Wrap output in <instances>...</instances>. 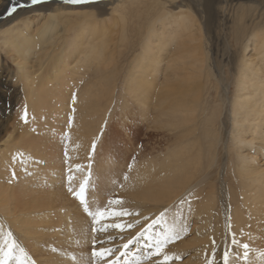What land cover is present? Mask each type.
I'll return each instance as SVG.
<instances>
[{"label":"bare ground","instance_id":"bare-ground-1","mask_svg":"<svg viewBox=\"0 0 264 264\" xmlns=\"http://www.w3.org/2000/svg\"><path fill=\"white\" fill-rule=\"evenodd\" d=\"M50 1L40 0L42 4H32L30 0H0V58H8L9 63L22 72L26 78L24 81L29 83L26 96L30 103L36 101L27 113L34 115V119L30 122L27 120V123L20 122L18 132L8 123L9 101H12L11 95L15 89L7 95L5 107L0 104V140L10 145L7 147L9 152L0 151V211L8 219V225H14L20 238L27 236L33 239L28 246L34 254L32 258L29 256L32 259L30 261L33 264H90L86 253L78 252L88 232L81 233L80 230L77 235L73 232V226L86 228L88 219L81 214L82 209L71 204L72 193L80 183L87 184L100 176L98 190L88 186L93 196L86 197L88 204L93 206L96 203L94 194L106 193L109 187L111 190L123 183L134 186L132 183L137 176L145 173L146 177L139 180L138 186L142 187L139 192L153 194L150 200L153 205L140 208H136L135 204L130 206L134 212L118 223L133 226L124 231L115 229V233H121L123 239H109L112 236L111 228L104 232L97 231L98 235L94 236V240L102 242L96 243V248L113 249L109 259L113 260L122 253L121 243L136 234L139 241L135 242V247L133 245L137 253L134 262L157 264L158 257L144 259L148 254L144 251V245L149 243L148 237H151V241L157 239L158 230H151L152 226L146 228L144 223L154 219V214L183 198L188 192L193 198L202 201L203 189L209 185L206 194L208 191L212 193L210 198L203 205H192L185 227L177 232L181 234L179 242L171 244L175 251L182 247L193 248L190 252L183 251L182 254H186L184 260L172 264H208L205 260H209L212 255H216V258L220 255L218 264H225V252L228 253V264H234L236 260L232 253L238 254L237 259L241 258L244 243L249 244L250 259L241 264H264V260L259 258L264 254V0ZM13 6H16V11L9 15ZM168 8L174 12H169ZM183 8L188 11L185 12ZM131 10L135 12L133 16ZM119 13L122 18L121 39L126 40L129 29L132 38L140 46V53L130 68L133 72L128 75L129 81L132 82L137 75L139 81L125 83L126 90L130 91L128 98L134 101L142 121L139 126L153 129L166 144L173 137L180 139L185 134L202 132L213 137L204 141L209 148L212 149L213 144L217 145L220 139V144L229 156L234 153L231 151L233 149L238 153L231 165L241 184L245 209L240 214H234L237 223L236 226L228 227V236H223L220 231L221 225L226 223L219 220L217 214L211 213L215 204L211 198H216L213 174L216 175L220 170L214 156L218 154L213 155L211 152L206 155L208 164L200 168L202 156L195 158L186 154V149L179 148L183 145L180 141L167 144L166 155L157 149L154 159L150 153L138 151L130 154L133 162L131 171L137 174L129 170L121 171L107 159L104 163L99 161L109 155L105 147L109 136L100 132L103 116L106 115L101 100L107 91L103 92L93 85L98 89L97 96L96 93L92 94L94 91L90 86L92 93L88 94L91 100L80 101L79 97L75 98L73 90L84 75L75 78L74 64L69 62L79 57L76 65H81V58L87 59L89 54H92V60L101 64L102 59L111 58L105 56L104 45L97 40L102 32H98L96 39L92 40L97 31H93L92 26L100 23L107 14ZM195 13L202 26L195 24ZM66 14H74L75 17L72 20L66 16L60 18ZM60 24L69 25L62 32V35H66L64 37L60 33L54 35ZM89 29L91 31L87 32L86 38L91 41L85 47V42H80V39L86 34L84 31ZM216 29L223 32L230 30V39L225 40L226 49L229 50L223 49L220 55H211V62L208 63L209 49H203L201 39L204 33L211 45L216 40L211 37V33ZM56 43L58 48L53 49L51 54L50 48ZM32 57L34 60H31ZM212 68L216 72L214 87L216 90L221 88L222 93L212 98L215 103L210 108L207 107L208 101L202 100V92L206 90L205 74ZM145 70L155 73L159 83L151 101L147 100L145 91L148 88L147 91L151 92V85L139 88L146 82ZM15 75L21 77V74ZM112 87L110 85L106 89L112 92ZM7 90L8 83L1 81L0 101ZM69 111L72 114L67 118L70 119L68 132L62 138V135L58 136L59 131L55 130L56 123L66 119L62 115ZM98 111L103 112L102 116L97 115ZM127 114L128 111H125L120 115L126 117ZM201 123L203 125L195 131L197 124ZM136 126L133 124L131 127L134 129ZM60 142L65 145L63 152L59 149ZM141 158L136 164L135 161ZM96 165L103 171H95ZM203 167L207 168L205 172ZM70 188L72 191H69ZM97 200H100L99 197ZM253 208L251 215L255 219L247 225L243 220ZM136 212L140 215H135ZM164 216L165 219H162L167 221L169 216ZM1 222L0 217V248H4L8 235ZM112 223L111 220H105L98 227ZM142 230L144 235H139ZM165 230L171 234L172 225L168 223ZM34 242H44L46 248H35ZM116 244L119 247L114 248ZM49 250H52L50 254Z\"/></svg>","mask_w":264,"mask_h":264},{"label":"rangeland","instance_id":"rangeland-1","mask_svg":"<svg viewBox=\"0 0 264 264\" xmlns=\"http://www.w3.org/2000/svg\"><path fill=\"white\" fill-rule=\"evenodd\" d=\"M119 1V0H117ZM43 2V1H42ZM42 2H40L39 4H42ZM53 2H58V3H64L66 2V0H57V1H50V3ZM179 5V4H177ZM170 7V6H168ZM172 8V7H170ZM173 11L174 10H171ZM184 9V8H183ZM124 10V9H123ZM185 12L188 11V9H184ZM134 10L130 11V14L133 16L134 15ZM177 13V12H176ZM68 14V13H67ZM61 15L60 18H64L65 16L67 17V19L72 20L73 17H75L74 14H69V15ZM136 16L138 14H135ZM145 17V16H143ZM195 24L196 25H201L200 23V18L198 17V14L195 13ZM100 23H96L95 25H93V31H95L97 29V31H95V35L92 36V40L96 39L95 37H97V33L98 32H102L103 34L100 35L97 40L99 39L103 45H104V52L106 57H111V58H107V59H102V64L101 63H96L94 60H92L91 55L89 54V56H87L88 58L83 59L80 62L81 65H76V60L79 58L77 57L74 61L69 62V64H74V72L76 73V75L74 76L75 78L78 77V75L83 74L84 76L78 80L77 85L78 87L74 88L73 90V96L75 98L79 97L80 101L87 99L91 100L89 97V92L94 91V94L96 93V96L98 94V92H96L98 89L100 88L101 90H103V92L107 91V96L106 94L104 95L105 98L101 100V107L104 110L105 114L103 116V125H101L100 128V132L103 134H107L109 136V138L107 139V142L105 144L106 147V151L109 153V155L106 156V158H102L101 160H99L101 163H104V160L107 159V162L111 161V163H114L112 165H114L116 168H119L121 171L124 170H129V172H134V170L131 171V168L133 167L131 165L132 159L130 158L132 153L134 152H138L139 153H150V155L152 156V159L155 158L156 156V150L160 149V151H162L161 153H163L164 155H166V145L167 144H171L172 142L175 143H179L181 141V146H179V148H183L186 149V154L189 153V155H193V157H197L199 158L200 155L202 156V159L200 160L199 163V167L202 168V166L205 167V165L208 164V159L206 157V155H208L209 153L212 152V154H218V155H214L215 156V162H216V166H218V168H220L219 171H217L216 175L213 174V176L215 177V187L213 189V191L215 190L216 192V198L213 199L214 201V211H212L211 213L213 214H217V218L219 220H222L224 223H226V225L222 224L220 231L221 234H223V236L226 234L228 236V227L231 226H236L235 223H237V219L235 218L234 214H240V212L242 210L245 209V205L242 202V195H241V184L240 181L237 177V174L235 172V170H233V166L231 165V161L233 159H236V155H238V153L233 149L231 151H233L234 153H231V156H229L227 154L226 149L223 148L222 144H220V139H218V144L215 145L213 144L212 149L209 148V146L204 142L205 140H207L208 138H213V137H209L206 136V134L199 132V133H195L193 135L191 134H185L182 138L177 139L176 137H173V140L168 142L167 144L164 142L165 140L159 136H157L154 132L153 129L148 128V127H143V126H139L140 123L142 121L141 118L139 117L138 114V110L136 109L135 105L133 104V100L131 98H128V96L130 95V91L126 90V84L129 83H133L134 81H136L138 83L139 81V77L138 75L134 78V80L131 82L128 79V75L133 72L130 71V68L132 69V65L135 63V57L140 53V46H139V42H136V39H133L131 36V31L127 30V34L125 35L126 40L121 39V28H122V18H121V13L119 14H112V15H105L103 17V19L101 21H99ZM114 22V23H113ZM68 24H60V26H57V29L54 33H60L61 36H66L65 34L62 35V32L65 31V29L68 27ZM32 29V28H31ZM91 31V29L84 31V36L80 39L82 43H84L83 46L87 47V43L91 40H88L86 38V35L89 34L87 32ZM230 30H225L223 31H219V29H216L213 33H211V37L213 39H216L214 41L211 42V45L209 42H207L208 40L204 37V33H203V39H201L202 44H203V49L207 50L209 49V54L208 55V63L211 62V55L216 54V55H220L221 52H223V49H226V42L225 40H229L230 39V34H229ZM131 32V33H130ZM203 32V31H202ZM130 33V35L128 34ZM68 35H71V33H69ZM128 35V36H127ZM206 41V42H205ZM97 42V41H96ZM130 42V43H129ZM205 42V43H204ZM209 45H207V44ZM214 43V44H213ZM59 44V42H58ZM58 44H54L53 46H51L50 50H51V54H52V50L57 49L58 48ZM232 44V43H231ZM124 45H126L124 47ZM206 45V46H205ZM82 48V45H81ZM220 49V50H219ZM204 50V51H205ZM216 50V51H215ZM229 50V49H226ZM109 52V53H108ZM206 52V51H205ZM224 55H226L224 53ZM34 56V55H33ZM165 56V55H164ZM47 57V56H46ZM131 57H133V61L131 59ZM226 57V56H224ZM3 60L0 58V82L5 81L6 83H8V90L7 93L5 92V96L2 99V101H0V104H2L5 107V101H7V95H9L10 92H12L13 89H15V91L12 93V101H9L10 105H9V115H8V123H9V127L12 125L13 127H15L16 131L18 132L20 129V122H24L27 123L30 122L31 119H34V115L30 116V114L27 115V113H29V107H31V105H34L36 103V101H33L30 103L27 95L28 89L27 87H29V83L27 84L24 80L26 79L25 76H22V72L21 71H17L16 68L14 67V65L12 63H9L8 58L2 56ZM50 58V57H49ZM48 58V59H49ZM33 59V57L31 58V60ZM34 60V59H33ZM70 67V66H68ZM72 67V66H71ZM145 67V66H144ZM95 68H97L98 70L95 71ZM213 68L207 72L205 75H207L205 77L206 82L204 81V88L206 90H203L202 92V100H207V107L210 106V108H212V106L214 105L213 103V99L218 93H222V89L219 88L216 90L215 86V81H216V77H215V70H213ZM130 72V73H129ZM15 74H21V77H16ZM145 78H146V82L142 83L140 87H144L145 85H151L149 88L152 89L151 92L147 91L148 88L145 90L147 93V100L151 101L154 99L155 95H156V87L159 85L158 81L156 80L155 77V73H152L151 71H146L145 70ZM210 74V75H209ZM215 79H214V77ZM213 77V78H212ZM208 79V80H207ZM120 80V81H119ZM208 81V82H207ZM26 83V84H24ZM126 83V84H125ZM120 84V85H119ZM209 84V85H208ZM76 85V86H77ZM93 85H95L94 88ZM112 85V92H109L110 90H107V86ZM34 87L37 85H33ZM90 86L92 87V89L90 88ZM220 90V91H219ZM78 94V95H77ZM111 95V96H110ZM96 96H94V98L96 99ZM102 96V94L100 95ZM110 96V101L107 103L106 101H108V98ZM127 96L128 99H130L129 101L127 100V98H125ZM88 97V98H87ZM130 97V96H129ZM213 98V99H212ZM33 99V98H30ZM85 100V102H87ZM219 101V100H216ZM210 102V103H209ZM128 103V104H127ZM127 104V106H125ZM106 105V106H103ZM153 104H151L152 107ZM87 106V104H86ZM69 109H74L72 106H68ZM211 110V109H210ZM125 111H128L129 114L126 115V117H121ZM1 112V111H0ZM32 113V112H31ZM118 113V114H117ZM120 113V114H119ZM66 114V115H65ZM72 113L69 112H65L64 115L66 119L64 120H58V122L56 124L57 128H55L56 132H58V136L62 135V138H64V136H66L68 130H67V125L70 123V119L68 120L67 118L71 115ZM99 114V116L103 114V112L98 111L97 115ZM61 116V119H62ZM28 117V118H27ZM29 117H31L29 119ZM107 117V118H106ZM3 119V117H2ZM209 119V117H208ZM207 120V119H206ZM13 121H19L18 123H14ZM65 121H68L65 123ZM126 121V122H125ZM201 121H205V120H201ZM140 122V123H139ZM11 123V124H10ZM130 124V125H129ZM133 124H135V128L132 129L131 126H133ZM203 123H201V125L196 126L195 131L197 128H200V126H202ZM207 125V124H205ZM10 129V128H9ZM33 131V130H32ZM182 132H185L184 129H182ZM187 132V130H186ZM15 133V132H14ZM163 140V141H162ZM194 141V142H193ZM10 145H8V143H3V140H0V150L2 151H8L9 152V148ZM59 149L60 152L65 151V145H63V142H60L59 144ZM234 148V147H232ZM8 149V150H7ZM236 149V148H235ZM101 151V150H99ZM123 157H122V156ZM130 156V157H129ZM150 156V158H151ZM125 157V159H124ZM120 158V159H119ZM129 158V159H128ZM149 158V159H150ZM141 159H137L135 161V163H139ZM217 160V161H216ZM98 161V162H99ZM120 163V164H119ZM152 163V162H151ZM119 164V165H118ZM132 166V167H131ZM131 167V168H130ZM203 167V172H205L207 170V168ZM95 171L96 169H98V172L103 171L102 168H99L98 165H96V167L94 168ZM65 171V170H63ZM135 174H137L136 172H134ZM103 174V173H102ZM145 173L138 175L135 182L132 183L134 184V186L132 185H126V183L123 184H119L117 187H115L114 189L110 190V187L108 189V191L105 192H99V195L94 194L95 196V200L96 203L93 206H90V204H88L87 201V197L89 196L90 198H92L91 196H93L92 193V189H97L98 190V181H101L100 176H97L96 179L92 180L91 182H88L87 184H85V193H84V199L87 205V208L85 205H82L80 203V200L77 199L74 195H72V199L70 198V202H72L71 204L74 203V207L76 208H80L82 209V213L84 214V218L88 219V226H85L86 228L82 227L79 229V227L73 226V232L77 235L78 232L80 230H82L81 233H87L84 241H83V246L78 250L79 253L84 252L86 253V255L90 258V264H92V257H91V252H92V248H93V241H94V236L98 235L97 232H93L92 228L96 227L97 229L99 228L98 226L101 225L102 222H105V220H111L113 223H118L121 221H124V219L129 216V215H124V216H118V217H113L111 215H109L108 213H106V217L107 216H111L112 218H106V219H98L97 217H95V215H89V212H92L93 214L98 210V209H107V208H121L126 210L128 213H133L134 211H132L130 208V206H132V204H135L136 208H140L141 206H145V207H150L153 205V203L150 201L153 199V194H146L144 191L142 193L139 192V190H141V188H139L138 184L140 183L139 180L144 179L146 176H144ZM92 176V175H91ZM93 177V176H92ZM83 183V182H82ZM90 183V185H89ZM223 183V185H222ZM81 184V183H80ZM75 189V191H79V186ZM88 186L90 188H88ZM223 186V187H222ZM207 188H209V185H207ZM206 187H204L203 189V194H202V201L198 200L197 198H193L190 194L191 192H188L186 194V196H184L183 198H180L179 200H176L174 202L171 203V205H169L168 207H164V209L160 210V212H157L156 214H154L155 218L150 220V221H146L144 223V227L149 228L148 226L151 225L153 228L151 230H158L156 231L157 234V239L160 238H164L165 235H167L169 238H171V242L166 244V253L171 254L173 256H179L180 259H172L169 261V264H172L175 261H182L184 260V258L186 257V254H182L183 251H187L190 252L192 250L193 247L191 248H178L177 251L173 250L172 248V243L173 242H179V239L181 238L180 235L177 232L182 231L183 227H185L184 223L185 220L187 219V215L190 214V210L192 209V205H203V203H206V199L210 198V194L209 191L207 192L208 194H206ZM89 189V190H88ZM197 190H199V188H197ZM96 191V190H95ZM201 192V191H200ZM199 192V194H200ZM226 192V193H225ZM98 194V193H97ZM99 197V201L97 200ZM113 199H120L123 203L119 204V205H111L109 204L110 200ZM76 204V205H75ZM128 204V205H127ZM141 204V205H140ZM72 206V207H73ZM220 206V207H219ZM134 208V207H133ZM220 209V211H219ZM218 210V211H217ZM140 211V210H139ZM254 212V208L252 210H249L247 212L246 218L243 220L244 223H246L247 225L249 224L250 220H254L255 217L251 214H253ZM4 213L0 211V217L2 218V222L5 225V229L7 231V234L10 232L12 235L8 236V242L10 243L11 241H15L16 244L18 245V247L13 249V256L18 258L19 261L22 262V264H33L31 261L32 259H29L32 255H34L32 252L31 248H28L29 244L33 241V239H29L27 238V236L23 238H20L18 236V232L16 231L14 225H8V223L6 222V220H8L4 215ZM141 214H145V213H141ZM163 214V215H162ZM210 214V213H207ZM135 215H140L138 212L135 213ZM164 215H168L169 219L167 221L163 220L162 218L165 216ZM254 217V218H253ZM157 219H159V223H157L158 225L154 226L153 225V221H156ZM93 221H96L95 223H93ZM236 221V222H235ZM239 222V221H238ZM170 223L172 225V232L171 234L169 233V231L165 230L166 229V225ZM141 226L140 223H138V226ZM133 229V228H132ZM173 229L174 232L173 233ZM112 230V236L111 239H123L124 237L121 235V233H115V229L111 228ZM80 233V234H81ZM165 233V234H164ZM173 233V237L178 236L179 238H173L171 235ZM231 233L234 235V232L231 231ZM1 234H5V233H1ZM79 234V235H80ZM138 235L133 234L130 238L124 240L123 243L121 244H125L127 243L129 240H133L134 243L130 244L128 249H124L121 251L122 253H126L124 255L117 254L116 258L113 259L114 261L117 262V264H137L135 263V258L137 259V253L135 252V249H133V245L135 244V242L139 241L136 239ZM93 239V241H91ZM259 240V239H258ZM257 240V242H258ZM96 241V239H95ZM46 242V241H44ZM42 242V243H38L35 244L34 242V247L35 248H46V244ZM155 243V240L152 241ZM257 242L256 245L257 246ZM96 245V244H95ZM69 246V245H68ZM136 245H134L135 247ZM119 247L118 244H116V246L114 248ZM123 247V246H122ZM23 249V252L20 251V249ZM144 248V247H143ZM49 254L51 253L52 250H49ZM132 251V252H131ZM145 252H149L151 251V249L148 248H144ZM243 252V251H242ZM31 254V255H30ZM147 254V253H146ZM232 255H234V258L236 260V262L234 261V264H241V262L243 261L241 258H236V256H238V254H234L232 253ZM35 257V256H33ZM38 255L36 254L37 258ZM117 257L119 258L117 260ZM141 257V256H140ZM141 259V258H140ZM217 259L221 260V256L219 255L218 258H216V255H212L211 257H209V260H205L211 262V264H218L219 261H217ZM31 260V261H30ZM234 260V259H233ZM17 264V259H11V261L9 262L10 264L14 263ZM96 264H101V261H99L98 259L96 260ZM205 264V263H204Z\"/></svg>","mask_w":264,"mask_h":264},{"label":"snow or ice","instance_id":"snow-or-ice-1","mask_svg":"<svg viewBox=\"0 0 264 264\" xmlns=\"http://www.w3.org/2000/svg\"><path fill=\"white\" fill-rule=\"evenodd\" d=\"M30 2L32 4H36L39 3L40 0H30ZM69 2L71 3H80L82 2V0H69ZM22 6V5H21ZM16 11V6H13L10 8L9 10V15ZM95 148V142L93 143V149ZM79 167V166H76ZM69 191H72L71 188L69 189ZM84 193H85V184L81 183L79 186V191H74L72 194L80 200V203L82 205H86L85 199H84ZM123 202L120 199H113L109 201V204L111 205H119L122 204ZM106 213H108L109 215L113 216V217H118V216H124V215H129L130 213H128L126 210L121 209V208H107V209H98L94 214L92 212H89V215H95V217H97L98 219H106ZM163 215V214H162ZM96 221H93V223H95ZM159 223V219H157L156 221H153V224ZM133 225L132 224H121V223H112V224H107L104 225L102 227H100L99 229H97L96 227L92 228L93 232H97V231H107L108 228H113V229H117L120 231H124L126 228H131ZM148 227H151V225H149ZM12 234L9 232L8 236H11ZM139 235H144V231L142 230V232ZM111 237H109L110 239ZM173 238H179L178 236H175ZM149 243L144 245L145 248L151 249V251L148 252V254L144 257V259H148L149 256L152 257H158L159 259L157 260V264H169V261L172 259H180L179 256H173L171 254H168L164 251L166 244L171 242V238H169L167 235H165L164 238L160 239H156L155 243H152L151 241V237H148ZM96 243H102V242H98V241H93V245H95ZM134 243L133 240H129L127 243H125L123 245L124 249H128L129 245ZM18 247V245L16 244V242L13 240L10 243L8 242V240H5V246L4 248H0V264H9V260L11 259H17V264H22L21 261H19L18 258L13 256V249ZM242 248H243V253H242V257L241 259L243 261H248L250 259L249 257V244L244 243L242 244ZM21 252H23V249H20ZM126 253H121V255H124ZM113 255V249L111 248H104V247H100V248H96L95 246H93L92 248V252H91V257L92 259V264H96V260L98 259L99 261H101V264H117L116 261L109 259L110 256ZM261 260H264V254H261V256L259 257ZM119 258L117 257V260ZM224 262L225 264H228V253L225 252L224 254ZM209 264H211V262L209 261Z\"/></svg>","mask_w":264,"mask_h":264}]
</instances>
